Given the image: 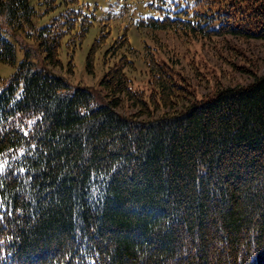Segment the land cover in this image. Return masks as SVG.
<instances>
[{
  "label": "trees",
  "instance_id": "obj_1",
  "mask_svg": "<svg viewBox=\"0 0 264 264\" xmlns=\"http://www.w3.org/2000/svg\"><path fill=\"white\" fill-rule=\"evenodd\" d=\"M136 2L140 28L264 41V0ZM44 3L61 10L37 26L30 0H0V61H16L13 33L30 43L0 91V264H264V74L198 99L148 45L145 86L121 56L96 103L31 49L60 65L63 41L84 40L95 12ZM126 30L107 51L129 43ZM110 35L93 43L90 72Z\"/></svg>",
  "mask_w": 264,
  "mask_h": 264
},
{
  "label": "rangeland",
  "instance_id": "obj_2",
  "mask_svg": "<svg viewBox=\"0 0 264 264\" xmlns=\"http://www.w3.org/2000/svg\"><path fill=\"white\" fill-rule=\"evenodd\" d=\"M30 3L37 9V15L34 17L37 26L46 25L61 10L59 7L49 11L44 0H30ZM82 4H88L95 12L94 24L85 39L73 48L71 46L67 48L68 38H65L60 49V65H47L43 54L34 48L31 49L37 65L45 64L51 71L59 74L70 83L72 91L76 87L92 89L96 103H102L106 96L105 90L99 87L101 78L121 56H127L134 61L132 67L127 69L134 80V86H145L148 78L140 70L146 69L148 45L152 48L157 47L155 54L158 58H174V61L178 63L176 67L185 72V77L190 84L189 89L198 99L212 96L219 87L248 84L254 80L255 76L264 74L263 40H245L231 35L210 37L186 35L172 30L151 31L148 28H140L136 24L138 12L135 13L133 10V6L137 4L136 0H80V5ZM124 4L126 7L123 9ZM130 4L133 6L129 7ZM126 27L129 43L120 48L117 53L107 51L114 40L125 32ZM104 29L105 31L110 29L111 35L94 52V67L93 72H90L87 69L86 58L93 43ZM12 35L11 39L16 47V61L14 64L0 61V91L4 83L17 72L20 62L24 59L25 52L22 47L30 45L20 33ZM235 50H239V53L241 51V54L236 55ZM70 62L73 64L72 67ZM124 102V106L119 108L122 113L128 114L136 110L130 105L128 107L130 102L128 99L125 98ZM183 104L176 109H180ZM165 110L160 107L158 110L155 109L153 114L159 115Z\"/></svg>",
  "mask_w": 264,
  "mask_h": 264
}]
</instances>
